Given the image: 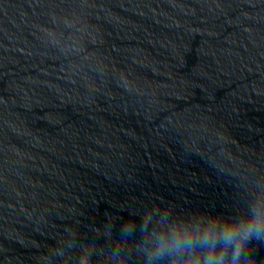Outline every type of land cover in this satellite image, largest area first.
<instances>
[{
	"label": "water",
	"instance_id": "water-1",
	"mask_svg": "<svg viewBox=\"0 0 264 264\" xmlns=\"http://www.w3.org/2000/svg\"><path fill=\"white\" fill-rule=\"evenodd\" d=\"M258 200L264 0H0V264H140L129 213Z\"/></svg>",
	"mask_w": 264,
	"mask_h": 264
},
{
	"label": "clouds",
	"instance_id": "clouds-1",
	"mask_svg": "<svg viewBox=\"0 0 264 264\" xmlns=\"http://www.w3.org/2000/svg\"><path fill=\"white\" fill-rule=\"evenodd\" d=\"M120 226L121 240L136 241L140 264H257L252 254L264 245V201L246 211L226 216L191 214L180 216L169 210L152 228L153 214L146 211L137 223L133 213ZM112 256L125 264L119 249ZM79 264H89L81 257Z\"/></svg>",
	"mask_w": 264,
	"mask_h": 264
}]
</instances>
